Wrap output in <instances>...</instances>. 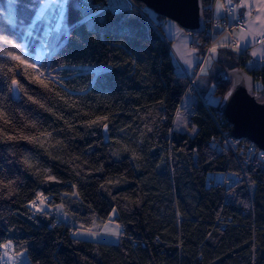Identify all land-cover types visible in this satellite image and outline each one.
<instances>
[{"label": "trees", "instance_id": "16d2710c", "mask_svg": "<svg viewBox=\"0 0 264 264\" xmlns=\"http://www.w3.org/2000/svg\"><path fill=\"white\" fill-rule=\"evenodd\" d=\"M44 2L20 0L18 14ZM8 3L0 0V25ZM165 21L137 1L104 11L39 75L35 54L0 27V256L11 243L17 264H264V164L219 112L231 81L218 77L219 104L194 103L193 135L176 131L195 75L176 71ZM196 36L201 56L205 33ZM241 57L235 69L256 78L252 94L264 100V67L249 70ZM69 64L108 71L94 78ZM215 173L237 183L209 182ZM113 210L117 243L73 237L101 229Z\"/></svg>", "mask_w": 264, "mask_h": 264}, {"label": "snow or ice", "instance_id": "6c2138e0", "mask_svg": "<svg viewBox=\"0 0 264 264\" xmlns=\"http://www.w3.org/2000/svg\"><path fill=\"white\" fill-rule=\"evenodd\" d=\"M261 2L264 3V0H261ZM19 3L20 0H9L8 14L2 18L3 24L0 27H2L3 31L22 39L24 41L21 46L22 54L28 51L33 52L35 54L34 59L37 62L56 61L60 57L66 58L73 33L76 32L78 34L82 26L86 27L89 33L94 32L97 23L102 22V16L105 11V9L95 6L92 0H48V3H45L43 6H38V10L26 9V13L30 12V16H28L27 14H18L17 5ZM125 6L128 5H122L120 0H111L109 4V7L113 11H120V8ZM242 6L247 7V5ZM51 9L55 10V15L51 18L58 22L54 23L49 31H45L42 27H38L36 21L45 18V13ZM71 11H76L79 14L78 19L74 22L71 21ZM261 34L264 35V33ZM261 42L264 43V41ZM7 43L9 41L5 40V44ZM40 66L45 67L46 65L41 64ZM47 66L50 67V65ZM63 67L61 64V68ZM68 71H88L96 78L102 77L108 71V66H89L88 68L81 66L77 69L74 65L69 64ZM229 96H231V93H229ZM209 102L216 103L214 98H210ZM104 128L106 130L107 125H104ZM33 207H35V202H33ZM37 211H42V209L37 208ZM105 230L109 235L116 237L120 235L118 229L109 230L106 228ZM2 247L7 250L11 248V245L4 243ZM4 255L8 256V252L5 251Z\"/></svg>", "mask_w": 264, "mask_h": 264}, {"label": "water", "instance_id": "95a60500", "mask_svg": "<svg viewBox=\"0 0 264 264\" xmlns=\"http://www.w3.org/2000/svg\"><path fill=\"white\" fill-rule=\"evenodd\" d=\"M145 5L155 14L170 20L179 28L193 35H201L206 29L202 0H134ZM224 79H232L219 112L233 126L234 140L247 139L264 151V102L252 94L256 78L244 68L225 73ZM231 93V96H229ZM108 142L107 129L104 130Z\"/></svg>", "mask_w": 264, "mask_h": 264}, {"label": "crops", "instance_id": "0c3cea01", "mask_svg": "<svg viewBox=\"0 0 264 264\" xmlns=\"http://www.w3.org/2000/svg\"><path fill=\"white\" fill-rule=\"evenodd\" d=\"M242 5H247V7ZM231 6H236L237 11L231 12L229 10ZM238 16L248 20L244 29H238L233 24V20ZM216 17L218 19L216 37L207 67L211 68L214 63H223L232 65L226 68L232 70L238 67L239 57L241 56L244 59L242 60L243 64L249 70L258 69L261 65H264V46L256 43V39L263 36L261 33H264V3L261 0H220L216 8ZM163 25L164 33L169 40L167 31L172 34L173 41L176 42L180 37L185 41L184 46L191 54L192 63L189 58L188 66L184 68L185 72L183 73L191 76L193 73L192 67L198 63L200 57L201 50L194 49V43H198L199 38L196 35H193L194 37L184 35L180 31L182 29L172 21L167 20L163 22ZM173 48L174 45L171 46V50ZM175 49L177 48L175 47ZM204 102L216 105L210 103L209 100Z\"/></svg>", "mask_w": 264, "mask_h": 264}, {"label": "rangeland", "instance_id": "374dc122", "mask_svg": "<svg viewBox=\"0 0 264 264\" xmlns=\"http://www.w3.org/2000/svg\"><path fill=\"white\" fill-rule=\"evenodd\" d=\"M8 7H9V3H8ZM40 21H37V22H40ZM180 31H182V33H184V35H189V36L194 37L193 34L187 33L184 30H180ZM167 36L170 38V40H172L173 36L169 31H167ZM184 44H185V41L183 39H181V37L179 39H177L176 42L172 40V45H174V48L172 50L174 65H175L176 71L180 74H184L183 73V72H185L184 68H187V66H188L187 63H188L189 58L191 60V57H190L191 54H189L188 49L184 46ZM196 44H198V43H194V46H195L194 49L198 50V48L196 47ZM175 47L177 49H175ZM210 54H211V52H210ZM209 57H210V55H209ZM209 57H208V59H209ZM208 59L206 61V60H203L202 58L199 57L198 63L196 65H194V67H192V69H193L192 75H194L195 74L194 72H196L197 77L194 81V85L192 87V90L188 91V93H187V95H186V97L182 103L181 110L179 111V113H177V116L175 119L176 120L175 121V127H174V129L176 131H180L181 133L187 132V133L192 134V135L195 133V130L190 128V126H189V116H190V113L192 112V107H193L194 103H196L199 98L202 99L203 101L210 100V98H214V100L216 101V103H214V104H219V102H220L219 97L215 94L217 84H218V77L224 78L225 73L230 71L226 68H229L232 65L223 64V63H214L212 65V67L209 68V67H207ZM34 61H35L36 71L39 75L40 74L39 72L42 71V68H43L40 66L43 61L37 62L35 59H34ZM191 63H192V60H191ZM201 63H202V65L200 66ZM89 66H104V65H83L84 68H88ZM80 67L81 66H78L76 68L79 69ZM85 72H88V71H85ZM203 72H204V74H203ZM192 75H191V77H192ZM228 80L231 81V86H232V79H228ZM255 85L258 87L260 85V83L258 81H256ZM259 101L264 102V100H262V99H260ZM222 103H223V101H222ZM231 178H232V175L229 173H215V174L209 175L208 181L210 182V179H213L216 184H225L226 186H229V185H231L230 184ZM41 206H42V208H41ZM41 206H40V208L42 209V211L48 210V208H49L45 202L44 203L42 202ZM116 215H117V211L113 210L111 213L109 221H107L103 226H101V229H99V230L78 229V230L73 232V237H75L76 239H80V240L92 241V242H98V243H111V244L117 243L119 241L120 235H119V237L112 236V235H109L108 232H106V230H105L106 228L109 230H117L118 229L120 232V228L113 222V219ZM77 233H79V235H77ZM89 233H91V234H89ZM9 244L11 245V248H9L7 250H5L2 247V252H1V256H0V264H17L16 258L13 255V251H12V244L11 243H9ZM5 251L8 252V256L4 255Z\"/></svg>", "mask_w": 264, "mask_h": 264}, {"label": "built area", "instance_id": "2783aa9c", "mask_svg": "<svg viewBox=\"0 0 264 264\" xmlns=\"http://www.w3.org/2000/svg\"><path fill=\"white\" fill-rule=\"evenodd\" d=\"M220 0H207L205 5H204V10L208 11L210 14V18L208 20L206 29H205V43H204V48L202 51V54L200 56V58H202L203 60L208 59L210 52L214 46V42H215V37H216V27L218 25V19L216 17V8H217V4L219 3ZM111 0H98V1H92V3L97 6L98 8H102L105 9V11H109L111 13H123V12H128L131 11L135 8L136 6V2L134 0H120V3L126 4L128 6L125 7H121L120 11H113L110 7ZM48 3V0H45L44 4ZM43 4V5H44ZM42 5V6H43ZM231 12H235L237 11L236 6H231L229 9ZM55 15V10L51 9L49 11H47L45 13V18H42L41 21L38 23V27H42L45 31H49L51 29V26L54 25V23H57L58 21H54L51 17H53ZM248 20L247 18H244L242 16H238L237 18H235L233 20V24L235 27H237L238 29H244L246 27ZM261 41H264V35L260 36L256 39V43L259 45H263L264 43H262ZM32 57H34V55H32ZM202 65V63L200 64V66ZM199 66V67H200ZM198 67V68H199ZM262 67V65L260 66ZM195 74V78L192 81V83L194 84V81L196 79V75L197 73L194 72ZM255 151V149L253 147H250L249 152L253 153ZM257 156L260 159V161L262 163H264V151H260L258 150L257 152ZM237 183V178L235 175H232V178L230 179V184L231 185H235ZM42 205V202L40 199H36L35 200V208H40V206ZM222 223V225L224 227H227V225L229 223H231L232 221L230 220L229 222H225L223 221V219H221L219 221V223Z\"/></svg>", "mask_w": 264, "mask_h": 264}, {"label": "bare ground", "instance_id": "6f19581e", "mask_svg": "<svg viewBox=\"0 0 264 264\" xmlns=\"http://www.w3.org/2000/svg\"><path fill=\"white\" fill-rule=\"evenodd\" d=\"M136 7V6H135Z\"/></svg>", "mask_w": 264, "mask_h": 264}]
</instances>
